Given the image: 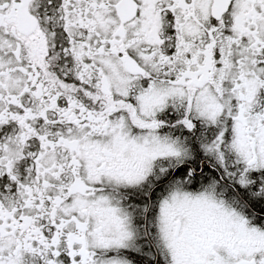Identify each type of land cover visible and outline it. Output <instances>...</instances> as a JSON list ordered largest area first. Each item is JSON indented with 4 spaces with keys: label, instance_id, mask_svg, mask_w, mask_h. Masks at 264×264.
<instances>
[{
    "label": "snow or ice",
    "instance_id": "6c2138e0",
    "mask_svg": "<svg viewBox=\"0 0 264 264\" xmlns=\"http://www.w3.org/2000/svg\"><path fill=\"white\" fill-rule=\"evenodd\" d=\"M0 264H264V0H0Z\"/></svg>",
    "mask_w": 264,
    "mask_h": 264
}]
</instances>
